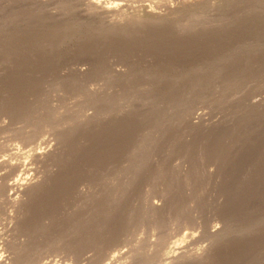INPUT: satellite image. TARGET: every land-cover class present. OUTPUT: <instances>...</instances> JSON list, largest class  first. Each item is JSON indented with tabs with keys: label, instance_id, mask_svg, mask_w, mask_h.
<instances>
[{
	"label": "bare ground",
	"instance_id": "6f19581e",
	"mask_svg": "<svg viewBox=\"0 0 264 264\" xmlns=\"http://www.w3.org/2000/svg\"><path fill=\"white\" fill-rule=\"evenodd\" d=\"M156 2L0 0V91L14 92L21 98L19 94L36 89L39 101L43 100L39 110L29 104L18 108L0 94V136L11 130L18 138L27 137L32 142L0 141V264H55L51 253L55 247L44 250L41 242L51 222L63 228L68 221L62 206L71 207L70 218L79 220L67 230L77 246L64 250L70 259L65 264H256L264 254V195H258L260 187L245 188L238 182L231 185L229 179L227 183L240 160L264 140V0H224L225 7L212 6L210 12L194 6L197 8L186 17L176 4L167 5L169 16L154 8ZM8 7L12 8L6 11ZM186 33L193 39L190 42L208 41L205 57L210 64L212 56L224 44L229 45L228 37L238 38V65L222 71L216 80L217 90L206 89L209 95L205 100L216 101L223 108L214 116L187 104L201 94L196 86L208 85L215 71L207 75L195 67L202 75L195 82L181 75L180 88L164 93L166 105L159 109L152 104L160 91L151 83L137 85V80L144 81V73L124 75L123 70L113 68L98 74L97 69L111 56L103 46L114 40L116 55L144 48L149 36L163 39L165 34H174L181 40ZM71 39L77 43L74 56L87 51L88 40L93 39L95 60L83 65L64 64L49 73L47 55L57 54ZM162 46L166 50L171 47ZM44 71L46 78L53 75L67 93L50 104L45 102L43 84L39 88ZM83 73L89 74L78 76ZM183 101L186 107L180 106ZM25 115L30 127L22 130L17 122ZM11 122L17 126L14 131L8 130ZM133 135H137L135 146L129 144ZM152 140L155 149L164 151L172 162L169 165L162 159L156 171L150 172L144 163ZM100 147L107 149L102 155L88 154ZM105 160L113 168L101 167ZM181 163L185 165L183 176ZM215 164L222 179H213L210 187L200 185L202 176L212 177ZM145 175L150 177L148 185L157 201L140 196L139 190L138 197L133 194L137 187L143 190ZM199 189L211 201L204 203L202 194L203 203L190 206L192 201L187 204V200ZM101 203L110 206V221L132 217L140 227L144 217L158 216L150 226L153 229L168 225V208L174 218L179 214L184 220L191 209L198 208L202 214H194L190 230L174 239L169 236L158 244L148 240V250L140 240L116 247L120 230L99 233L96 248L90 250L85 240L91 238L90 226H102L106 217L97 211ZM40 204H50L57 215L55 221L44 222L42 234L36 237ZM218 213L222 214L219 221L215 217L216 222H212L211 216ZM34 238L43 246H31Z\"/></svg>",
	"mask_w": 264,
	"mask_h": 264
},
{
	"label": "rangeland",
	"instance_id": "374dc122",
	"mask_svg": "<svg viewBox=\"0 0 264 264\" xmlns=\"http://www.w3.org/2000/svg\"><path fill=\"white\" fill-rule=\"evenodd\" d=\"M104 1H107V0H104ZM169 4H176L178 11L181 13V15L183 14L184 17H186V15L188 16L194 8L195 9L197 8L194 6H198V9H203V11H206V12L209 11L210 12V11H212L211 9H213V7L214 8L219 7V9H220V8L225 7V5H226L224 3V0H157L154 8L158 9V10H163L166 12V15L170 16L171 15L170 10L167 8V5H169ZM9 8H12V7H8L6 9V11ZM148 32H149V30H148ZM196 32L198 33L199 30L196 29ZM99 36H102V34L100 33ZM0 37H1V33H0ZM180 38H181V40H177V37L174 34H165L163 39L160 37H156V36H149L148 38L145 39L144 48H142L144 50H142L141 48H139L138 50L137 49L136 50L131 49V50H128L127 53H119L116 55H115V50H118V49L116 48L117 46H116V43H114L115 42V40H114L113 43H110V44L106 45L105 47L103 46V51L110 54L111 56L107 60L106 64H104L103 66H101L100 68L97 69V71L100 70L99 72H101L98 74H100V75L101 74L102 75L107 74L109 72V69H113V68L123 70L124 75H126L129 72H134V74L136 76H138L140 73L141 74L144 73V81L137 80L136 81L137 85L139 87H146V86H148L149 83H151L153 86V89H157L158 92L160 91V93L156 97L157 99L152 104L154 108L159 109V108L165 107V105H166V103H165L166 100H164V99L167 97V95H164V93L169 92V89H177V88L179 89L180 88L181 82L179 80L181 79L180 78L181 75H183V74L188 75L189 80L194 79V82H195L197 77L202 76L198 73V71H197V69H195V67L199 68L200 72L207 74V75L211 74L212 72L215 71V76L212 77V79L208 85H200V86H196V88H195V90H199L201 92V94L204 92V94L202 96H201V94L195 95L193 97V100L192 99L190 100L191 103L187 104V106L191 105V108L192 107H201L202 110L208 111L211 115L214 116V115L218 114L217 112H219V110H221L223 108L222 107L219 108L218 105L216 103H214L216 101L213 102V100H212L211 102H207L205 100V98H207V96L209 95L208 92L206 91V89L211 87V88H214L215 90H217V88L215 86V84L217 83L216 80L219 78V75L222 74V71H224L227 67H229V65H231V66H234V64L238 65L239 55L235 51V47L238 46L237 43L239 44L238 38L236 36L228 37L229 38V40H228L229 45L223 43L224 46H222L220 48V50L212 56V64H210L208 61H206L207 58L205 57V55L207 54V50H209V43L207 40H200L199 43H197V44L194 42H190V40H193V39L188 33H186L184 36H182ZM76 44H77L76 41L71 39L64 44V46L60 50L61 52L59 51L60 53L58 52L57 54L50 55V56L48 53H46V54L43 53V55H45V56L48 54L47 55L48 59L50 57V59L48 60L49 61L48 67L51 68L49 73L52 74V71L54 69H58L61 65H64V64L65 65H69V64H74V65H81L82 64L83 65L85 61L91 62V61L95 60L93 50L95 49L94 46L96 43H94L93 39L88 40L89 49L87 51H83V54H79V55L77 54L74 56L73 50L76 47L75 46ZM163 44H168L171 47H169V49L166 50V48H164L162 46ZM36 62H37V59H36ZM162 62H164L165 64L164 65L161 64ZM75 63H77V64H75ZM114 66H116V67H114ZM162 66H163V69L161 68ZM44 73H47V72L44 71L41 74L44 75ZM118 73L122 74L121 72H118ZM87 74H89V73L79 74L78 76L85 77V76H87ZM97 75H96V77H97ZM51 76H52V78H50ZM51 76L49 78H46V75H44L45 78H40L39 88L41 89V86L43 84L44 90L46 92V94L43 95L45 97L46 104H50L51 102L57 101L58 99L63 97V95L66 96V94H67L57 84L56 78H54L53 75H51ZM92 77H94V76L92 75ZM90 80L91 79H88V81H90ZM55 83H56V85H55ZM189 85L192 86V84H189ZM57 89H59V90L57 91ZM35 90H31L27 93H24L23 91H17L20 93L23 92V94H19L21 96V98L17 97V95L14 92L13 93L6 92L5 90L0 91V94L8 96L11 100L14 101L13 103L16 104L15 106L18 108L22 107L26 104H29L30 106L32 105L31 107L34 110H37L38 108H40L43 100L39 101V98L37 95L39 90L38 91H35ZM51 97H53V98H51ZM54 98H57V100H55ZM211 98H214V96H212ZM16 99H18L19 103L17 102ZM64 99H65V97L62 100L63 102H64ZM21 100H23V101H21ZM217 103L221 104L220 102H217ZM185 104L186 103H184V101H183V103H180V106L186 107ZM223 106L227 107V104H225ZM4 118L7 119V117L5 115H4ZM20 120H21V122H20ZM20 120L17 122V125L19 127H22L21 128L22 130H26L24 128L28 129L30 127V124H29L30 120H29V117L27 115H25ZM51 120H55V119L51 118ZM11 125H12V127L10 128ZM13 127L17 128V126H15L11 122L9 127H8V130L13 129L12 131H14ZM260 131H261V129L258 130V132H260ZM132 137L133 138L131 141H129L130 142L129 144H133V146H135L134 144L135 143L137 144V141H136L137 135H136V138H135V135H133ZM0 139H1L0 141H5L7 143L8 142L9 143H12V142L17 143L18 142L19 144L20 143L23 144V143L27 142V143L32 144V142L29 141V139L27 137H20L19 136V138H18V135L12 134L11 130L7 131L5 134L0 136ZM150 145L147 146L148 149H147V152L145 154L147 161H145V163H144V169L146 171H150V172L156 171L154 169L156 168V166H159L162 159H166V164L171 165V163H170V161L172 162L171 157H165L167 155H165L164 151L160 150L159 148L155 149L154 140H152V142H150ZM257 145L258 146H254L250 150V153L248 154V156L245 159L240 160L239 165L235 166V169L229 175L230 177H227V183H228V179H229V182H231V185L234 184V182H238V183L242 184V186L245 188L247 186L248 187L252 186L254 188L260 187V190L258 193V195L260 196V195H264V140L261 143H257ZM104 148L106 149V147H103V148L100 147V149L97 150L98 152L93 150V151L89 152L88 154L95 153V155H100V154L102 155L103 152L105 151ZM196 163H198V162H196ZM102 164L103 165L101 167H104V168L109 167V169L113 168L109 164V160H105L104 163H102ZM184 166H185L184 163H181L179 165V167L182 171V176L186 173V172H184ZM215 167H217L216 164L214 166H212V169H213L212 177L211 176H208V177L202 176L201 177V184L200 185H203V186L209 185V187H210L211 183H213V181L215 183V180L220 181L222 179V175H221L220 170L216 169ZM186 169H187V165H186ZM216 174H218L219 176ZM215 176H217V177H215ZM207 178H209V179H207ZM210 179H212V180H210ZM213 179H215V180H213ZM121 181H123V180H121ZM149 181H150V177L145 175L144 176V182H143V186H144L143 190H140L137 187L133 194L136 197H138L137 195H138V190H139L141 193L140 196L141 195L150 196L154 200L157 201L158 200L157 197H155V195L152 194L153 191L150 188V185H148ZM228 184H230V183H228ZM206 189H208V188H206ZM196 190L194 191L195 193L193 192L194 196L192 195L193 197L189 198L187 200V204H189L188 203L189 200L192 201V203L189 204L190 206H194L195 204H198V203H196L197 201L198 202L203 201L204 203L211 201V199L205 195V192L202 189L198 190L199 193H197ZM202 194H203V198H202ZM170 195H172V194H170ZM170 195H167V196H170ZM204 195L206 196V199H208V200L204 199L205 198ZM238 195L240 196L241 193H239ZM196 196L197 197L199 196L198 199ZM194 198H196L197 200ZM201 198H202V201H201ZM222 198L224 200L225 196H222ZM62 208H63L62 210L64 211L65 216H68V221L65 223V226L63 228L55 227L52 225L55 223L51 222L50 223V230L48 231V234L46 236H44V240L41 242V244L44 245V247L42 248L44 250L51 251V249H52V248L50 249L51 245L53 247H55L52 249V250H54V252H51L52 256H53V263H55V264H65V263L70 262V259L67 255V253L64 252V250L69 248V247L72 249V248H74L73 246H75V247L77 246L75 244V241L71 240V237H70L71 234L68 233V231H69L68 229L70 228V226L75 227V224H78L76 221L79 222V220L77 218H70V216H72V214H73V212H72L73 210L71 207L62 206ZM97 209H98L97 211H99V212H104V215L106 217H105V221H103V223H102V226L96 225L95 223L91 224L90 229L88 231L91 238L86 239L84 237L86 240V247H90V250L96 248V245L98 244V240H100L99 233L103 235L104 232L108 231V230H120V233H119L120 235L115 240V243L118 245L116 247H119L120 245H124L123 247H127V246L131 245L135 240H140L142 243H144V250H148L147 249L148 247H146V244H145V243H147L148 240L154 239L156 241V243L158 244V242H160L161 239L162 240L167 239L169 236H173V239H174V238L178 237L183 231L190 230L191 224H192V218H193L194 214L195 215H199L200 213L202 214V210H200V209L198 210V208H195L194 211L191 209L187 215V218L184 220V219H181L179 217V214L174 218L173 211L169 210V208H168V210H165V211H167V214L171 217L168 225H166V227H164V228H161V227L157 228L156 227L155 229H153L154 227L151 228L150 226L152 223L159 220L158 216H155V217L150 216V217H146V218L144 217L142 224L140 225V227H138L135 223V220L132 217L128 218L127 220H123V221L119 218L115 221H110V219L107 217V213L110 211V206L107 205V203H101V206L97 207ZM52 210H56V209L52 208V206L50 204H40V208L37 209L38 212L36 214V218L39 222V225L37 226V229L35 230V236L36 237H39L42 234V225L44 224V222L49 223L51 220L55 221L54 218L57 215V213L52 212ZM221 215H222L221 213H218V215L216 214L214 216H211L214 218V219L212 218V222H216L215 221L216 218H217L216 220L219 221V217H221ZM152 226H153V224H152ZM60 231H61V233H60ZM64 231L66 232L65 234H63ZM33 234H34V232H33ZM50 236H52V238ZM35 240L37 241V239H35V238L33 240L31 239L29 244H31V246H33V247L34 246L35 247L43 246L40 243L36 242ZM61 241H62V243H61ZM202 241H203V237L201 239H199L197 243H199V242L201 243ZM54 243H57V244H54ZM39 244H40V246H39ZM61 244H63V245H61ZM55 249H57V251ZM255 263L256 264H264V254L260 258H258V263L257 262H255ZM148 264H150V263L148 262Z\"/></svg>",
	"mask_w": 264,
	"mask_h": 264
}]
</instances>
